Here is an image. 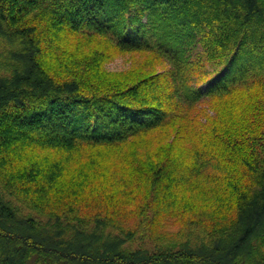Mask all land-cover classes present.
<instances>
[{
    "label": "trees",
    "instance_id": "obj_1",
    "mask_svg": "<svg viewBox=\"0 0 264 264\" xmlns=\"http://www.w3.org/2000/svg\"><path fill=\"white\" fill-rule=\"evenodd\" d=\"M62 29L110 35L120 49L145 50L169 68L160 79L101 92L56 65L84 64L98 81L104 51L40 46L45 33ZM0 36L15 45L0 54V264H264V130L247 142L230 135L226 154L197 148L208 132L188 154L176 132L181 160L170 150L118 180L95 159L90 174L78 171L69 182L61 158L23 163L35 148L118 153L132 139L138 149L146 132L169 124L178 110L172 101L190 107L264 89V0H0ZM206 59L223 66L196 91L204 84L189 87L192 63ZM201 180L215 186L200 190ZM194 189L212 193L199 211ZM159 211L183 218L181 227L156 225Z\"/></svg>",
    "mask_w": 264,
    "mask_h": 264
},
{
    "label": "rangeland",
    "instance_id": "obj_2",
    "mask_svg": "<svg viewBox=\"0 0 264 264\" xmlns=\"http://www.w3.org/2000/svg\"><path fill=\"white\" fill-rule=\"evenodd\" d=\"M40 14L31 16L28 22L35 24L40 20ZM43 27H46V30L52 31L47 24H43ZM52 39L54 40L53 47L50 44V40ZM41 40L40 46L46 51L52 48L53 53L66 54V52H75L77 49L91 52L95 48L104 51L106 57L101 63V70L104 72L105 77L98 81L95 78H88L84 64L68 66V68L54 64L61 73L68 72V74L81 75L91 82L88 84L89 87L93 89L101 88V92L104 90L113 92L111 91L114 89L112 86H117V90H121L119 83L126 81V83H129L127 86H129L136 83L137 80L142 79V77L149 75L156 76L155 79H160L161 74L165 73L169 68L167 60L162 57L150 54L145 50H122L112 41V36L109 35L106 38L99 34H93L90 30L86 32H73L62 29L57 33H45ZM14 46V44L7 42L0 36V54H5L10 48H14ZM200 62L197 63L199 64ZM197 63H192L193 69L191 70L192 73L189 74L191 80L189 87L191 85L192 87H200L212 76V72L215 69H220L223 66H221L222 63L217 59H206L200 66ZM162 86L168 90L170 89L169 83H163ZM234 92L235 95L233 94L234 96L232 95L226 100L216 101L212 99L190 107H185L172 101L171 107L176 106L178 110L173 112V118L169 124L163 128L146 132L138 144L140 146L138 149L133 145V141L131 142L132 139L127 144H124L118 153H116V149L111 148L104 151H95L94 149L82 150L68 155L66 152L58 150L57 152L49 148H35L28 151V156L23 163L29 166L35 160L43 164L50 160L61 158L59 160L63 164L61 177L65 178L66 182H69L74 179L78 171L84 170L90 174L92 169L87 165V162L95 159V162L99 165V170H101L105 177H114L118 180L122 176L141 171L144 168V164H141L142 161L148 159L158 160L170 150L172 154L169 157L181 160L183 158L181 154L182 144L178 143L180 137L175 135L176 132H180L186 140L187 147L185 146V149L187 153L194 139L199 138L198 136L202 132H208L203 136V143L197 148H210V146L214 145L213 148L215 149L218 148L220 151L226 150L224 151L226 154L227 150H229L227 141L230 135L235 136L243 142H247L251 139V134L255 136L264 130V89L249 87L240 88ZM173 138L175 141L171 142ZM166 141L169 144L167 147H165ZM242 148H246L245 143H243ZM119 156H122L123 159ZM228 161L231 164V160ZM215 174H219L224 180L223 172ZM197 182V185H200V190L208 188L207 186H215L209 180ZM147 183L144 182L143 186L146 187ZM211 189L213 190V188ZM200 190L194 189L192 192L193 196H196V202L203 201L197 206L196 211H199L200 207H203L202 203H209L212 194L207 191L201 193ZM141 191L143 190H138V192ZM149 195L153 196L152 190L149 191ZM212 200L213 198H211V202ZM149 201L152 202V197H149ZM177 216L173 212L159 211L155 214L153 212L151 220L156 225L165 223L164 227L177 229L181 227L180 220L183 219ZM129 220L133 223V217Z\"/></svg>",
    "mask_w": 264,
    "mask_h": 264
},
{
    "label": "snow or ice",
    "instance_id": "obj_3",
    "mask_svg": "<svg viewBox=\"0 0 264 264\" xmlns=\"http://www.w3.org/2000/svg\"><path fill=\"white\" fill-rule=\"evenodd\" d=\"M212 84H213V77H209V79L204 83L203 88H197L195 90L200 91V90L206 89L210 87Z\"/></svg>",
    "mask_w": 264,
    "mask_h": 264
}]
</instances>
